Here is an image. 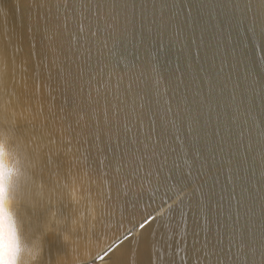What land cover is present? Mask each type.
Returning <instances> with one entry per match:
<instances>
[{
	"label": "water",
	"instance_id": "obj_1",
	"mask_svg": "<svg viewBox=\"0 0 264 264\" xmlns=\"http://www.w3.org/2000/svg\"><path fill=\"white\" fill-rule=\"evenodd\" d=\"M144 2L136 0L137 29L140 5ZM207 2L170 0L175 4L172 9L175 18L163 36L162 45L155 31L145 33L142 42L139 36L133 39L131 35L110 41L102 54L97 50L100 45L95 39L90 42L80 39L79 43L84 48H91L92 57L85 65L83 80L77 82V91L80 86L84 89L79 99L85 105L93 103V106L98 99L102 108L106 93V99L115 103V85L123 77L119 96L124 101V111L119 119L123 123L125 113L130 112L132 121L139 123L140 134L135 144L131 143L136 135L134 130L128 134L127 145L122 143L115 151L108 149V155L123 159L125 167L119 173V183L110 187V181L104 179L103 191L108 194L106 205L103 202L93 205L91 199H83L82 196L86 195L74 183L79 177L84 182L87 196L97 194L95 148H91L82 169L73 160L70 168L54 173L47 170L41 173L42 164L33 169L32 162L15 150L19 169L29 178H23L25 189L23 197L16 199L19 206L16 216L27 241L39 239L43 246L42 258L36 264H55L57 256L63 258L62 264H123L125 258L127 264H234L233 254L237 248L232 246L229 251L230 230L221 227L225 222L230 223L227 221L228 192L224 190L226 169L222 168L220 155L214 159L209 157L207 145L223 136L228 142L225 144L227 155L228 144L235 149L243 135L239 153L241 157L247 155L248 159L242 168L254 166L255 179L260 178L264 169V100L257 96L253 102L246 103L235 121L226 102L237 73L241 77L245 71L251 73L249 79H255L264 88V47L259 29L256 34L246 33L243 28L229 29L222 35L215 29H209L203 33V45L197 59L196 46L191 39L195 28L199 43L201 29L208 18L207 9H201V5ZM95 3L93 0L94 30L95 16H104L111 11L106 7L97 13ZM0 4L6 5L0 14V51L4 55L0 69L4 71L7 82L6 87L0 89V123L11 134L14 114L21 112V102L26 103L29 99L28 95L22 94H30L36 103L40 101L39 93L47 99L48 92L56 88L55 103L63 104L60 92L65 86L67 73H61L60 68L70 69L72 77H77L78 65L84 63V48H78L73 35L78 30L77 20L80 18L78 0H0ZM72 4L77 5L75 13L70 6ZM65 5H68L67 9ZM192 5L195 7L189 18L187 11ZM148 8L151 16L150 0ZM120 21L123 29V13ZM180 27L184 31L177 39L175 32ZM222 58L227 59L228 65L223 73L217 75ZM232 64L237 68L218 105L217 97ZM102 67L105 82L108 74H112L113 87L104 90L101 86V96L96 97L93 92V101L90 102L89 72ZM209 80L217 85L211 114L207 104L201 107L198 103L209 95ZM129 82H132L131 90H128ZM133 107L134 112L131 111ZM186 109L192 110L191 115H195L197 110L202 111L200 125L190 128ZM217 127L220 128V136L214 135ZM149 134L152 143L159 145L158 155L152 158L151 163L146 160L141 167V153L145 149L139 141ZM29 147L35 149L31 142ZM88 173L92 174L91 181ZM103 175L104 170H101ZM49 176L52 180L58 179L62 186L61 193L51 198L41 187L45 184L52 186ZM89 187L91 193L87 192ZM37 201L40 202L38 205ZM253 208L259 218L261 209L258 201ZM52 213L64 221L65 230L57 233L45 230L44 225L53 219ZM80 213L83 214L80 216ZM82 216L84 221L80 222ZM145 221L149 223L141 229L139 225ZM82 228L85 234H89V239L82 243V247L84 244L87 246V251H78L81 247L77 232ZM129 234L131 240H124V236ZM258 236L257 232V241ZM236 239L238 242V235ZM121 245V252L112 261L107 260V255ZM80 252L86 254V259L79 257ZM205 253L210 255L209 259H205ZM256 260L259 264L260 257L257 256Z\"/></svg>",
	"mask_w": 264,
	"mask_h": 264
},
{
	"label": "snow or ice",
	"instance_id": "obj_2",
	"mask_svg": "<svg viewBox=\"0 0 264 264\" xmlns=\"http://www.w3.org/2000/svg\"><path fill=\"white\" fill-rule=\"evenodd\" d=\"M92 2L93 0H78L80 18L77 20L78 30L73 35L76 37L78 48H84V45L79 43L81 38L89 42L95 39L100 45L97 50L101 54L104 49H108L110 41L115 42L118 39H123L131 35L133 39L139 36L142 42L144 34L153 31L161 39L162 45L163 36L168 31L171 21L175 18L172 12L175 4L170 3V0H150L151 16H149V0H145L140 5L141 13L139 28L137 29L136 0H96L95 7L97 13L106 7L110 8L111 11L104 16H95L94 30ZM70 6L75 13L77 11V5L72 4ZM5 7V4H0V14L3 13ZM65 7L67 9L68 5H65ZM193 7L195 6L192 5L188 8L187 15L189 18L192 16ZM129 9H131L130 15ZM201 9H207L208 18L201 29L199 43H197L195 28H193L191 43L196 46L197 59L199 58L203 45V33L209 29H215L221 35L229 29L236 30L243 28L249 34H256L259 29V38L262 47H264V0H208L207 3H202ZM181 11H184V9H181ZM121 13L124 16L123 29L121 28L120 21ZM250 13L251 16L249 15ZM200 14L202 15L203 12L201 11ZM129 25H131V32H129ZM65 27H67L66 24ZM183 31V27H180L175 32L177 39L183 34ZM229 35H231L230 31ZM82 55H84V63L78 65L79 75L77 77H72L70 69L60 68L61 73H67L64 78L65 86L60 92V95L63 97V104L55 103L57 100V96L55 95L57 92L56 88H52L48 92L47 99H42L36 103L32 102L30 94H22L28 95L29 99L26 103L22 101L23 110L14 114L11 134H9L6 126L0 123V136L7 134L11 147L19 151V154L23 155L25 159L30 160L33 169L42 164L41 173L45 170L54 173L61 169L70 168L73 160L82 169L89 159L91 148H95L96 183L99 187L95 190L97 194L94 198L91 196H82V198L86 201L91 199L93 205L100 202L106 205L108 194L103 191V181L104 179H108L110 181V187L119 183V173L125 167L123 159L108 155V149L111 148L115 151L120 148L122 143L127 145L128 134L134 130L136 135L131 143H137L140 128L138 122L132 121L130 112L125 113L123 123L119 119L120 113L124 111V101H121L119 96L123 77L117 80L115 85V103L106 99V93V102L102 108L100 107L98 99L94 101V106L93 103L85 105L79 99L83 95L84 89L83 86H80L79 91H77V82L84 78L85 65H87L92 57L91 48H84ZM3 62L4 55L0 51V64ZM53 64H55V61H53ZM227 65V59L222 58L217 75L223 73ZM236 68L237 65L232 64L228 74L224 78L223 87L220 89L219 97H217L218 105L220 98L224 97L227 91L228 83L232 81L233 72ZM111 75V73L108 74L109 78L105 82L103 67L96 72H89L87 84L90 102L93 101V92H95L96 97L101 96V86H103L104 90L113 87ZM250 76L251 73L247 71H245L243 77L237 73L236 82L232 86L226 107L232 109L233 121L238 117L241 107L246 103L253 102L257 96H260L264 100V88L260 87L259 82L255 79L250 80ZM6 83L5 73L0 69V89L6 87ZM208 83L209 95L198 103L201 107L207 104L209 114H211L213 111L212 98L216 92L217 85L211 80ZM131 88L132 82H129L128 90H131ZM70 92L71 95L69 94ZM131 111L134 112L135 107ZM169 111H171V108H169ZM186 112L191 121L190 128L192 125H200L202 111L197 110L195 115H191V109H186ZM179 115L180 113L177 112V116ZM193 130L198 131V129ZM214 135L220 136L219 127H217ZM29 142L35 145V149H30ZM139 143L145 149L141 153L140 166L142 167L146 160L151 163L152 158L158 155L157 148L159 145L158 143H152L150 134L145 136L144 140L139 141ZM226 143L228 142L225 138L220 136L218 141L207 145L209 157L214 159L217 155H220L222 168L226 169L224 190L228 192L229 209L227 221H230V223L225 222L221 227L230 230L229 251H231L232 246L237 248V252L233 254L234 264H257V256L260 257L259 264H264V169L261 170L260 178L257 180L255 179L256 169L254 166L250 169L242 168V164L248 159L247 155L241 157L239 153V147L243 144V135H241L240 141L236 143L235 149L232 144H228L227 155H225ZM86 145L90 147H85ZM21 149L22 151H20ZM149 149H151L150 152L148 151ZM137 150L139 151V149ZM125 154L127 153L125 152ZM234 163L235 167L233 166ZM101 170H104L103 176H101ZM33 175H35V172H33ZM49 179L51 180L52 186L49 187L48 184H45L41 187L42 191H47L51 198L61 193L62 186L59 184L58 179L52 180L51 176H49ZM88 180H92L91 173H88ZM74 183L78 184L82 191L85 190L84 182L79 177H77ZM229 186H231L230 191H228ZM0 189H2L0 190V209L11 208L17 215L19 206L13 194L17 191V183L13 188L11 184H6L0 178ZM91 191L92 189L89 187L87 192L91 193ZM221 199L223 200L224 197H221ZM257 201L261 209V216L259 218L256 217L253 208V205ZM39 203L37 201V205ZM220 207L223 211V205ZM92 210L95 211V208L93 207ZM52 216V221L44 225L45 230L54 233L65 230L63 227L64 221L57 218L55 213H52ZM205 219L207 220V217ZM146 223H149V221L141 223L139 227L143 229ZM257 232L259 234L258 241ZM237 235L239 237L238 242L236 239ZM131 238L130 234L124 236V240L130 241ZM121 248L122 245L117 247L110 255H107V260L112 261L117 253L121 252ZM84 258L86 259V257ZM209 258L210 255L205 253V259ZM123 264H127L126 258Z\"/></svg>",
	"mask_w": 264,
	"mask_h": 264
},
{
	"label": "clouds",
	"instance_id": "obj_3",
	"mask_svg": "<svg viewBox=\"0 0 264 264\" xmlns=\"http://www.w3.org/2000/svg\"><path fill=\"white\" fill-rule=\"evenodd\" d=\"M19 174L17 155L4 134L0 136V178L14 188ZM40 252L39 239L25 240L15 211L0 209V264H36Z\"/></svg>",
	"mask_w": 264,
	"mask_h": 264
},
{
	"label": "bare ground",
	"instance_id": "obj_4",
	"mask_svg": "<svg viewBox=\"0 0 264 264\" xmlns=\"http://www.w3.org/2000/svg\"><path fill=\"white\" fill-rule=\"evenodd\" d=\"M39 98H40V100H42L43 99V96L39 93ZM32 99V98H31ZM32 102H33V99H32ZM14 150H16V149H14ZM18 159V158H17ZM23 166L25 167V163H23ZM19 177H18V179H17V181H16V183H17V191L14 193V196H15V199H17V197H23V192H24V189H25V185H24V180H23V178L24 177H26L25 176V174H23V172L19 169ZM31 178V177H30ZM29 178H27L26 177V180H28ZM88 187V186H87ZM82 191V190H81ZM82 193H83V195H89V194H86V190H84V191H82ZM96 195H94L93 197H95ZM81 214H83V213H80L79 215L81 216ZM82 218H83V216H82ZM84 221V218L82 219V220H80V222H83ZM85 230H84V228H82V229H80L77 233V236L79 237L78 239L80 240L79 242H78V245H79V247H81L78 251H83V250H85V251H87L86 249H87V246L84 244V246L82 247V243H83V241L85 242V240L86 239H89V234H88V232H87V234H85V232H84ZM23 236H24V238H25V240L27 241V238H26V236L24 235V233H23ZM69 244V243H68ZM67 244V245H68ZM40 245V249H41V252H40V256H39V258L41 259L42 258V251H43V246H42V244H39ZM70 246V245H69ZM72 246V245H71ZM68 247V246H67ZM80 254V258H84L85 257V255L86 254H84V252H80L79 253ZM39 258H38V261L37 262H39ZM55 261H56V263L55 264H62V262H63V258H59L58 256L55 258ZM38 264H41V263H38Z\"/></svg>",
	"mask_w": 264,
	"mask_h": 264
}]
</instances>
